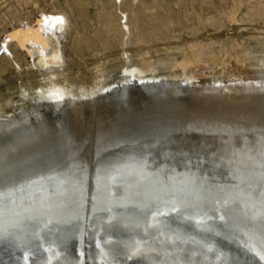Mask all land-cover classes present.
Returning a JSON list of instances; mask_svg holds the SVG:
<instances>
[{
	"label": "water",
	"instance_id": "1",
	"mask_svg": "<svg viewBox=\"0 0 264 264\" xmlns=\"http://www.w3.org/2000/svg\"><path fill=\"white\" fill-rule=\"evenodd\" d=\"M142 93V90L136 89L132 92L127 91L122 100L116 97L114 102L107 104L108 112L103 113L101 121H98L99 125L93 123L92 127L83 121L85 112L82 114L78 109L76 111L69 109L61 115H48L46 120L44 119L39 123V126L41 124L44 126H40L39 130L28 141H9L10 138L7 139V142L5 141V145H8L12 152H6L8 153L6 159L10 160L9 164L2 162L3 155H0V169L8 168L13 179L20 182L26 178L36 179L40 176H45L44 178L47 179L51 174L48 172L52 170V172L60 170V173L55 174L56 176L67 175L71 180H73V176L80 177L81 174L84 176L82 205H85L84 201L88 197L87 194L88 192L91 194L95 182H99V179L103 177H100L101 174L99 173L104 175L106 174L104 171H107V174L108 172L115 173L113 176H120V178L121 176L131 178V175L136 178L135 172L126 166L141 160L147 162L150 171L164 173L165 179L174 176L183 180L185 175L193 174L198 179L195 186L188 185L189 188L192 186L190 189L201 187L199 189L204 192H211L217 196H220L219 189L212 174L219 173L220 170L223 171L220 174L229 175L237 183L236 186L231 187V193H241L242 188L239 184L264 183L260 179V173L264 169L257 167V163H261L259 162L261 158L259 159V155H257L258 151H254L252 154L251 151H244L245 148H233V145L238 144L237 141L210 140L204 138V136L210 137L209 133L201 134L203 130H206L208 132H224L226 136H237L235 132L237 128L251 126V132L245 131L246 134L261 132L260 128L262 127H257V125L264 126V101L251 103L238 99L229 104L227 101L216 100L215 98L201 100L193 95H175L170 88L158 87H154L148 95ZM238 112L243 115L238 116ZM93 115L92 117L97 119L98 108ZM183 133L194 135L175 137ZM256 140L240 142L239 144L253 145V149L254 147L260 148L259 145L255 146L257 142L260 144V139ZM249 157L252 158L249 159ZM56 164L59 165L49 169ZM19 177L23 178L19 179ZM64 178L67 179V177ZM43 180L41 182H44ZM67 182L69 183L65 181L63 184V179L55 180L49 186L51 188L41 194L42 197L60 200L59 197L70 195L71 197L68 196L67 198L68 201L72 200L73 203H76L80 200V195L77 192L79 186L75 185L72 188L69 185L71 184L70 181ZM107 182L106 180L105 182L102 181V183ZM151 187L145 188L151 189ZM248 199H251L252 203L255 200L258 204L260 200L264 201V196H261V192L256 194L253 191ZM65 206L68 208L67 203ZM234 217L235 220L229 223L236 224L237 228H234L237 230L236 235L246 241L250 238L251 241L249 247H252L253 250L248 248L250 257L248 256L246 262L253 264L252 258L255 257L264 263V226H259L255 231L257 237L255 236L256 240H254V233L248 236L243 232L244 228L239 221L243 219L239 215H234ZM190 221L192 222H187L188 224L181 222V226H176L177 229L161 226L162 229L159 227V229H150L149 234L143 233L144 229L141 234H123L125 236L110 234L109 236L106 235V238L98 232L87 236L85 230H83V237L81 238L78 231L80 227L78 226L77 230L71 232L77 235L73 241L68 242L74 245L76 253L80 255L83 252L84 264H101L97 262H101L103 259L92 239H98L100 244L107 247L106 253H111L107 260H110L112 264L116 263L114 259L122 260V264H190L188 260L200 261L197 260L194 251L202 252L200 259L205 257L214 259L212 261H217L215 264H219L220 260L218 261V259L224 258V255L231 256V264H247L240 260L237 262L235 254H241V251L233 245L229 248H217L209 245L211 243L203 238L190 242L189 235L193 231H202V228L196 227L197 224H194V220ZM184 227H188V231L183 229ZM162 233L168 240L174 242L169 244V246L175 247L174 249H176L175 243L183 240L182 236L190 238V240L185 239L189 243L185 246L186 252H177L180 253L178 256L172 255L166 247L167 244H164L166 240ZM105 241H110V243H105ZM51 242L48 241L43 244L50 246ZM137 242L142 246L143 251L130 256L129 249ZM187 242L185 244H188ZM40 246H35L33 251L38 254L45 253L48 246ZM144 249H147V252H144ZM191 249L193 250L191 251ZM201 249L204 250L201 251ZM165 250H168L170 254H167ZM95 259L97 260L95 261ZM223 261L222 264H224ZM259 261L256 264H259ZM224 262L228 264L227 259Z\"/></svg>",
	"mask_w": 264,
	"mask_h": 264
},
{
	"label": "bare ground",
	"instance_id": "2",
	"mask_svg": "<svg viewBox=\"0 0 264 264\" xmlns=\"http://www.w3.org/2000/svg\"><path fill=\"white\" fill-rule=\"evenodd\" d=\"M119 1L120 5L124 4L122 0ZM113 2L115 4L117 3L115 2V0H113ZM39 15L40 16L38 17V21L36 23L29 20L26 23L21 24L23 26L13 28L11 34H9L4 39L5 41L3 40L1 50L8 56H14L13 52L7 49L8 46L13 45L15 47L17 46L27 48V53L30 56L31 62L37 71H39L43 75L50 72L52 74V72L55 71L62 72L63 68L66 66L68 58H72L73 56L71 55L72 50L68 48L67 45V36L69 34V32L67 31L68 17L65 13L57 11H43ZM57 18H60L63 22H58ZM126 23H124V25L126 26V32L129 35L130 26ZM118 28L121 30L123 36H125L124 31H122L121 25H118ZM182 66H187V64L183 63ZM254 72V75L250 77L246 76L231 78H228L226 76H217L214 74L211 78H209L210 80L204 81L205 85H203L204 83H202V86L197 87L198 85H196L194 81V78L196 79L195 73V75H193L192 77L186 76L187 74L184 73L182 76H178L177 78L170 77L169 75H161L158 77L152 76L147 78L145 76H142V74H139V72L134 71L131 74H128L125 78L117 80L113 85L107 83L102 85L101 83H99L97 87L100 89L98 93L96 95H93L92 97L93 103L91 105L93 106H90V108H87L89 106L82 108L80 109V112L82 114L84 110H90L91 112H93L96 111L97 108L101 110V103L106 105L109 102H114V100L117 98H119V100H122L125 98L127 91L132 92V90L137 89L142 90V94L148 95L149 92H152V89H154V87L170 88V90L174 92L175 95H185V91H195L196 93L204 94V96L202 97L203 99L215 98L216 100L227 101L229 104L237 101L238 99L242 101L245 100L251 103H254L255 101H264V66L256 68ZM51 82L50 84H52ZM64 83L69 85L66 79L64 80ZM52 87L53 86L51 85L48 88V91L46 90L45 92H41L36 108L31 109V111L23 109L17 117L12 116L6 119L0 117V155H3L1 161L5 164H9L10 160H7L6 156L8 153L12 152L10 150V147L8 145H5V143L8 141L7 139L10 138L9 141H28V139L31 138L32 135L39 130L40 126H44V124H41L39 126V123L44 119L46 120V117H48V115H61L62 113L68 111L70 107H73L71 101L75 100L77 97L74 91H64L63 88L59 89ZM62 92H65L67 93V95L71 96L72 100L70 98H66L67 100L69 99L68 101H66L68 102L67 106L62 105L63 107H61L60 110L54 111L52 103L56 100L62 99V97L64 96ZM105 107H108V105H106ZM257 127H262L260 128L261 132L250 134H246L245 131L251 132L250 129L252 128V126L237 128V131H235L239 133V135L237 136H226L224 132H208L206 130H203L201 134L209 133L208 135L211 136H206V138H210L213 140L237 141L236 143L238 144L233 145V148H245L244 151H251L253 154L254 151L259 152L260 148L254 147L253 149V145L248 146L245 145V143H239L249 142L251 140L254 141L256 139L261 140V133L264 132V126L257 125ZM185 134L186 133H183L182 135H178L175 137H185ZM258 145L260 147L259 142H257V145L255 144V146ZM258 152L257 155H259ZM260 158L261 156L259 155V159ZM58 165L59 164H56L54 167H50L49 169L55 168ZM257 167L259 168L260 164L257 163ZM52 171L48 172L51 173L50 175L48 174L49 178L51 179H46L44 178L45 176H38L39 178L36 179L43 180L44 178V182L32 185L30 188L26 187L23 192H16L14 195H11L8 200L5 201V204L8 205L7 212L4 217V220L6 222L4 225L5 227H8L15 221L21 219L23 216H27L29 214L39 216L40 223H28L25 220L21 228L10 229V231L13 232V235H10L4 239H0V264H24L23 258L25 256V253H27L28 255L27 264H48L49 258H51V264H70V262L72 261H78L79 259H81V256L76 253L74 245H72L71 243L70 245L68 242L71 240L73 241V239L77 235L76 233L74 234L71 232L77 230L78 226L85 230V232H87V236L93 235L94 233L98 232L106 238V235L109 236L110 234L120 236H125L127 234H141L144 229L146 231L144 230L143 233L149 234L148 232H150V229H159L161 228V226H170L168 228L177 229L178 226H181V222H185L186 224H188L192 222L190 220H194V224H197L196 227L202 228V231H193V233L189 235L191 240L190 238L182 236L183 240H179L175 243L176 249H174L175 247L169 246L170 243L174 242L168 240L167 237H165V235L162 233L166 240L164 241L166 242L164 244H167L166 247L171 251L172 255L178 256L180 253L186 252L185 246L189 245V243L185 241V239H189L190 242H193L199 239L202 240L203 238L204 240L207 239L211 243L209 245H212L213 247L215 246L222 249L223 247H232V245L234 247H237L241 251V254H235L237 262L240 260L242 263H247L246 261L249 256L248 248L253 250L252 247H249V243L251 242L250 238H248L246 241L245 239L237 236L235 233L237 230L234 229L237 228L236 224H230L229 222L235 220L234 215H239L243 219L239 220L240 224H242L241 226L244 228L243 232L248 236L254 233V240H256L255 231L259 226H264V207H262V203H264V201L260 200L259 203L256 204L257 201L254 200V202L252 203L251 199H248V197H250L249 193L252 194V192L254 191V193L257 194L258 192L264 191V183L260 182L259 184L257 183L255 185L239 184L240 188H242L241 193H231V187L236 186L237 183H235L234 179L229 175L220 174L223 172L221 170L219 173L212 174V176L215 177V183L219 189L218 193L220 194V196L212 194L211 192H204L202 189H199L201 187H193L194 189L192 190L190 189L192 186L190 188L188 187V185L181 186L184 187V194L180 197V199L185 203L177 204L176 207L179 210L175 212L171 210L170 206L159 203L155 199H152L153 194L150 192V189L145 188L152 186L148 181H145L143 184L138 185V177L135 178L133 175H131V178H124L121 176V180L120 176H113L115 173L108 172L107 174V171H104L106 173L104 175H102V173H99L101 174L99 176L103 177L99 179V182H95L91 194L88 192V197H86V200L84 201L86 206L83 204L82 208L79 209L82 217H86V219H83L81 221L73 219L74 213L77 210L78 206L77 202L73 203L72 200L68 201L67 198L68 196L70 198V195L59 197L61 199L58 200L52 197H42L41 194L43 192H46L48 188H51L49 186L52 185L55 180L63 179V184H65V181L66 183H69L67 181H70V187L74 188L75 185L79 186L78 182H83L84 176H81V174L80 177L73 176V180H71V178H69V176L67 175L56 176L57 173H60V170L56 172ZM64 177H67V179H65ZM113 177L116 178L113 179ZM22 178L19 177V179ZM29 179L33 178H26L21 182L25 183ZM105 180L108 182L102 183V181L105 182ZM77 192L78 195H80L78 189ZM146 193H148V195H146ZM193 199L197 200L193 201ZM11 200H15V204L10 203ZM226 200H231L232 202L225 203ZM41 201H44L46 204L51 205V211H45L41 209ZM66 203L68 205V208L67 206H65ZM145 203H149V206L145 207ZM94 204L97 205L98 208L107 209L108 207H111L112 213H109L107 210H97L94 213ZM29 208L31 209V211L26 212L25 209ZM156 212H164L166 214L156 215L154 217L153 213ZM17 213L21 215L17 216ZM190 214L195 215L191 216ZM111 215H115L116 219L112 220L111 224H109L107 223V221L109 220ZM48 219H51L53 223L49 224L47 228L40 231L41 225ZM197 221H199V223ZM183 229L188 231L189 228L184 227ZM38 231L39 238H37L35 235ZM164 238L161 237L162 240H164ZM233 238L237 239L238 241L231 240ZM92 240L93 243H95L94 245H96V241L98 239ZM48 241H52L50 243V246L44 245L45 242L47 243ZM186 242L188 244H185ZM37 245H41L40 247L48 246L47 251L42 254L34 252L33 249H35V246ZM101 246L104 250H107L106 246H103L102 244ZM147 247L148 249H150L149 246ZM156 247L158 248V246ZM192 250L193 249H191V251ZM202 250L204 249H201V251ZM145 251L147 252V249H144V252ZM165 252L167 254H170L168 250H165ZM177 252L180 253L178 254ZM58 253L59 255H57ZM194 253L195 256L197 255V260L200 261L188 260L190 264H215V262H217H214L212 261L214 259H208L207 257L203 259L201 258V260L200 254L202 252L197 253L196 251H194ZM110 255L111 253H108V257ZM191 255L193 256V254ZM254 258H252V262L253 264H256V262L259 260ZM226 259L228 264H231V256L226 255H224V258L218 259V261L220 260L218 263L222 264V261H226ZM96 260L97 259H95V261ZM224 261L223 263L225 264ZM114 262H116L115 264H122V260L118 261L117 259H114ZM97 263L101 262L98 261ZM258 263L264 264L261 261H259ZM107 264L112 263L110 260H107Z\"/></svg>",
	"mask_w": 264,
	"mask_h": 264
},
{
	"label": "rangeland",
	"instance_id": "3",
	"mask_svg": "<svg viewBox=\"0 0 264 264\" xmlns=\"http://www.w3.org/2000/svg\"><path fill=\"white\" fill-rule=\"evenodd\" d=\"M118 1L0 0V117H17L23 109L36 108L41 92L51 85L77 96L72 100L62 92L64 100L52 103L54 111L67 106L66 98L76 111L93 106L99 83L113 85L134 71L147 78L196 74L200 87L214 74L250 77L264 66V0ZM43 11L67 15V45L73 55L62 72L45 75L34 68L27 48L8 46L14 56L1 50L13 28L29 20L36 23ZM124 23L130 26L129 35ZM184 93L201 100L204 96ZM106 105L100 104L98 119L92 117L94 111L84 110L83 121L99 125L108 112Z\"/></svg>",
	"mask_w": 264,
	"mask_h": 264
},
{
	"label": "snow or ice",
	"instance_id": "4",
	"mask_svg": "<svg viewBox=\"0 0 264 264\" xmlns=\"http://www.w3.org/2000/svg\"><path fill=\"white\" fill-rule=\"evenodd\" d=\"M58 22L62 23L63 21L60 18H57ZM258 154L261 156V163L260 167L261 169H264V132L261 133V140H260V150ZM244 155H247V153H244ZM252 157H249L251 159ZM126 167L131 168L136 176L138 177V185L143 184L145 181H148L152 187L150 189V192L153 194L152 199H155L159 203H163L167 206L171 207V210L173 212L178 211L179 209L176 207L177 204H184L185 202L180 199V197L184 194V187L181 186H187V185H196L197 177L193 174H187L185 175L183 180L177 179V177L169 176L167 179L164 178V173L159 172H152L149 170V166L146 161H136L133 164L127 165ZM83 170V169H82ZM116 177H113L115 179ZM51 179V178H49ZM237 179H240V177H237ZM260 179L261 181H264V171H261L260 173ZM41 182L40 179H29L25 183L16 181L13 179V177L10 175V170L8 168H2L0 169V239L7 238L10 235H13V232L10 231V229H17L21 228L24 224V221L26 220L28 223H40V217L36 215H27L23 216L21 219L15 221L8 227H5V220L4 217L7 212L8 205L5 204V201L9 199L11 195H14L16 192H23L26 187H31L32 185L39 184ZM79 183V193H80V200L77 201V210L74 213L73 219L77 221H81L83 219H86V217H82L81 212L79 211L80 208H82V201L84 199V189H83V182L80 181ZM148 195V193H146ZM249 196L251 194L249 193ZM261 196H264V191L261 192ZM231 200H226L225 203H230ZM10 203L15 204V200H11ZM150 203V201H149ZM149 203H145V207L149 206ZM262 207H264V203H262ZM40 208L45 211H51L52 206L46 204L44 201H41ZM104 211L107 210L109 213H112V208L108 207L107 209L104 208H98L97 205L94 204V213L95 211ZM26 212H30L31 209H25ZM164 212H156L153 213V216L156 215H165ZM21 214L17 213V216H20ZM223 218V217H222ZM116 219L115 215H111L107 223L111 224V221ZM59 222V221H57ZM199 223V221H197ZM53 221L51 219L46 220L41 225L40 231L47 228L49 224H52ZM80 237H83V229L78 228ZM37 238H39V231L35 234ZM105 243H110V241H105ZM97 249L100 251L101 257L103 259L101 260V264H107V258L108 253L105 252V250L102 248L99 241H97L96 244ZM142 246L137 242L136 244L132 245L129 249V255H136L142 252ZM211 251V249H209ZM59 255V253L57 254ZM83 252L80 253L81 259L79 261H72L70 264H84L83 260ZM24 264H27L28 261V255L25 253L24 256ZM48 264H51V258L48 260Z\"/></svg>",
	"mask_w": 264,
	"mask_h": 264
}]
</instances>
